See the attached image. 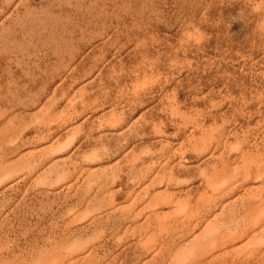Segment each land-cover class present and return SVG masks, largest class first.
Returning a JSON list of instances; mask_svg holds the SVG:
<instances>
[{"label": "rangeland", "instance_id": "obj_1", "mask_svg": "<svg viewBox=\"0 0 264 264\" xmlns=\"http://www.w3.org/2000/svg\"><path fill=\"white\" fill-rule=\"evenodd\" d=\"M0 264H264V0H0Z\"/></svg>", "mask_w": 264, "mask_h": 264}]
</instances>
